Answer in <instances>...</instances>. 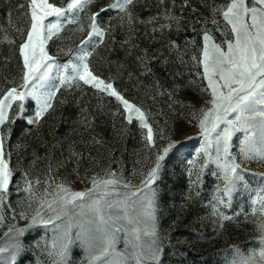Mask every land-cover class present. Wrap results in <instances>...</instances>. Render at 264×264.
Wrapping results in <instances>:
<instances>
[{"label":"snow or ice","instance_id":"1","mask_svg":"<svg viewBox=\"0 0 264 264\" xmlns=\"http://www.w3.org/2000/svg\"><path fill=\"white\" fill-rule=\"evenodd\" d=\"M160 3L165 4V0ZM135 4L136 0H26L19 6L24 10L23 23L15 26L20 40L9 41L18 49V78L10 83L0 81L4 85L0 88V207L8 205L16 212L11 208L13 186L30 201L29 207L31 202L37 207L31 213L19 212V218L27 221L24 227L9 225L5 233L8 242L0 246V254H4L0 255V264H15L23 248L19 237L41 224L51 225L56 233L50 253L54 264H69L68 256L76 243L84 248L87 264H165L167 250L157 214L160 184L167 160L178 156L185 149V139L191 137L176 138L183 133L179 124L171 135L158 131L152 111L127 98L112 77L97 72L90 59L109 38L115 43L118 27L126 25L129 31L133 29L137 20L133 12ZM204 7L208 9L212 27L207 26L208 20L196 21L205 26L199 32V54L192 57L201 83L198 95L182 105L191 111L189 122L195 121L194 126L204 140L199 150L204 154V163L195 173V180L189 172L190 186L201 182L205 167L216 164L221 170L223 186L216 188L209 215L219 221L231 220L223 209L231 206L233 194L241 186L248 187L245 174H249L259 181L252 212L264 217V171H252L244 166L253 162L264 165V0H222L218 6L205 0ZM114 19L120 21L119 25H113ZM164 19L168 23L161 24V29H171L173 22L179 25L170 11L165 12ZM71 25H77L75 31L81 35L78 42L68 47L67 62L59 65L49 53V42L65 39ZM138 60L150 73L144 57ZM54 68L63 69L58 76L59 86L53 85L45 91V82ZM81 85L113 98L117 102V112L113 115H120L128 125L140 130L148 157L146 170L139 173V184H133L111 164L80 178L85 184L83 190H74L66 178H58L55 169L59 165L48 156H34L32 170L13 167L11 145L6 149L4 133V126L13 119L9 113L22 119L27 108L25 101L35 100V116L27 123H37L53 108L62 87ZM152 87L163 89L159 81L153 82ZM165 94L159 92L161 96ZM152 99L155 101L156 96ZM237 133L243 135L239 153L234 154L233 137ZM158 137L167 141L166 146L160 147ZM70 159L79 167L84 157L73 153ZM92 160L94 166L98 164L95 158ZM44 161H48L47 167L36 175L35 170ZM258 231L259 252L253 250L249 256H243L236 248L238 259L233 264H256L257 257L264 264V222L259 223ZM121 243L122 249L117 247Z\"/></svg>","mask_w":264,"mask_h":264},{"label":"rangeland","instance_id":"2","mask_svg":"<svg viewBox=\"0 0 264 264\" xmlns=\"http://www.w3.org/2000/svg\"><path fill=\"white\" fill-rule=\"evenodd\" d=\"M25 2L0 0V81L5 83L18 78V49L9 41L15 38L18 43L20 40L15 26L23 23L24 10L19 6ZM207 3L218 6L222 0H207ZM204 4L205 0H188L187 4L185 0H165V4H161L160 0H136L133 12L137 20L133 29L129 31L126 25L118 27L114 33L115 43L109 38L90 58L97 72L104 77H112L115 86L127 98L152 111L153 123L158 131L171 135L179 124L183 133L176 138L191 137L185 139V149L178 156L167 160L160 184L161 199L157 214L159 231L167 250L165 264H233L238 259L236 248L243 256H249L253 250L259 252L258 225L264 222V217L258 212H252V199L259 191V181L249 174H245L248 187L241 186L233 194L231 206L223 209L226 215L232 217L231 220L219 221L209 215V205L216 195V188L223 186L221 170L216 164L205 167L201 182L190 186L189 172L193 173L191 179L195 180V173L204 163V154L199 151L204 140L194 126L195 121L189 122L191 111L182 105H187L198 95L201 83L192 57L199 54V32L205 26L196 21L208 20L207 26L212 27ZM166 11L179 20V25L173 22L171 29L160 28L161 24L168 23L164 19ZM113 16H116L115 12ZM119 23L118 19L113 20V25ZM77 27L68 26L65 39L49 42V53L57 64L67 62L68 47L78 42L81 34L75 31ZM216 35L220 36L219 33ZM138 57H144L150 73L140 65ZM61 72L62 68L59 71L53 69L45 82V91L53 85L59 86ZM129 73H132L131 77ZM155 81H159L163 89H154L152 84ZM3 86L0 83V88ZM160 91L166 94L161 96ZM153 96H156L155 101ZM25 103L27 108L23 118H16L10 112L13 119L4 126L6 149L10 144L13 167L32 170L34 156H48L59 165L55 169L58 178H66L74 190L85 187L80 178L100 172L110 164L118 173L122 171L133 184L140 183L139 173L146 170L148 152L144 149L138 127L128 125L118 114L113 115L117 112V102L113 98L87 85L65 86L57 93L53 108L31 125L27 121L34 118L37 104L32 99ZM242 135L237 133L233 137L234 154L239 153ZM96 140L101 143H95ZM166 143L158 137L160 147L166 146ZM73 153L83 154L84 160L79 167L70 159ZM92 158L98 162L97 165H93ZM47 164L48 161L41 163L35 174L40 175ZM244 166L252 171H264V165L255 162ZM87 169L92 171L87 172ZM19 179L17 175L16 180ZM23 186L21 183L20 187ZM13 188L11 208L16 212L13 213L8 205L0 207V217H3L0 221V246L8 242L5 233L9 225L22 228L27 223L19 218V212L31 213L37 207L34 202L29 207L30 201L25 195L17 193L15 186ZM55 236L51 225L41 224L28 229L19 237L23 248L15 264H54L50 253ZM117 247L122 249L123 244ZM68 261L69 264H87L86 252L79 243L72 245ZM256 264H262L258 257Z\"/></svg>","mask_w":264,"mask_h":264}]
</instances>
